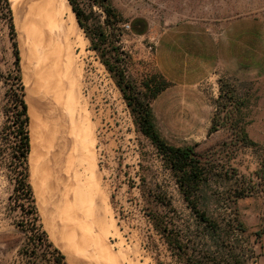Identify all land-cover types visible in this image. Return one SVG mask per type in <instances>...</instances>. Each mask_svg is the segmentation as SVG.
Here are the masks:
<instances>
[{
	"label": "rangeland",
	"instance_id": "obj_1",
	"mask_svg": "<svg viewBox=\"0 0 264 264\" xmlns=\"http://www.w3.org/2000/svg\"><path fill=\"white\" fill-rule=\"evenodd\" d=\"M73 1L88 17L90 30L95 31L104 24L106 15L94 0ZM109 2L122 18L119 34L121 33V46L126 53V68L128 75L139 88H142L144 80L156 75L151 68L153 58L148 55L149 46L152 41L156 42L168 27L177 23L194 21L202 16L216 17L220 22H231L247 17L250 18L252 47H257L264 37V0H109ZM10 9L11 14L0 0V264H53L45 246L37 248L36 259L31 255L34 246L28 245L25 233L18 226L24 221L25 215L18 208V196L15 193L16 181L11 164L15 142L11 127L13 106L11 107L6 96L10 89L18 88L14 79L17 74L15 42L21 61L22 56L21 33L15 25L11 4ZM11 18L15 33L11 31ZM127 24L131 26L130 31L123 27ZM81 31L86 43L82 62L83 93L88 103L92 133L95 135L93 152L98 166L97 180L100 181L98 183L101 190L98 208L103 223L96 227L97 236L92 241L78 232L76 224L79 222L74 212L70 211L69 216L62 220L66 225L69 240L66 237H57L54 240L45 229L40 215L41 222L50 241L66 256L67 264H70L69 256L71 264H156L153 254L147 249L148 237L152 232L144 215V202L137 188L140 176L168 188L174 206L184 217L188 218L190 211L175 186L171 172L162 167L155 149L137 133L120 91L98 55L91 49L84 31L82 29ZM229 82L234 85V82L230 80ZM210 94L214 100V91L210 90ZM216 107L217 105L212 106L214 113ZM247 108L248 106H245L241 110L245 118L241 119L240 128H245L251 123L252 110ZM172 109L173 118L186 117L182 106H172ZM246 110L250 113L247 114ZM227 113L222 112L221 117H225ZM237 118L238 114L234 112L229 126L220 129L219 134L211 137H187L175 133L164 135L163 133L169 131L168 127L162 125L159 131L169 144L197 145L196 151L200 155L215 162L218 171L211 180L213 194L224 197L229 189L236 186L237 180L245 178L248 192L258 194L256 198H260L255 199L254 204L264 207V187L257 186L263 182L258 180L257 170L253 168L258 162V155L250 154L251 146L241 143L234 146L237 130L232 126ZM245 204L244 200H240L238 208L243 220L247 222ZM249 204L247 202L246 206ZM209 210L210 213L218 212L214 203ZM52 229L58 233L57 228ZM249 229V244L255 249L254 259L250 264H264V261L260 260L264 254L261 249L264 234L257 235L261 234L264 228Z\"/></svg>",
	"mask_w": 264,
	"mask_h": 264
},
{
	"label": "trees",
	"instance_id": "obj_2",
	"mask_svg": "<svg viewBox=\"0 0 264 264\" xmlns=\"http://www.w3.org/2000/svg\"><path fill=\"white\" fill-rule=\"evenodd\" d=\"M2 1L7 12L11 14L9 0ZM68 1L78 25L91 44V49L98 55L120 91L137 133L155 149L162 167L171 172L175 186L190 211L189 217H184L174 206L168 188L140 176L137 188L144 202V215L152 232L148 237L147 249L153 254L156 264H250L254 259L255 249L249 244L250 229L238 208V202L251 194L245 187V178L237 180L236 186L229 189L224 197L213 194L211 180L218 171L215 162L200 155L196 151L197 145L169 144L156 125L152 102L170 84L156 74L144 80L142 88H139L128 75L126 53L121 46V33L119 34L122 18L109 0H94L106 15L104 24L95 31L90 30L89 19L84 12L73 0ZM10 20L11 31L15 33L12 18ZM14 48L17 71L14 79L18 88L10 89L6 96L11 107L13 106L11 127L15 142L11 164L16 181L15 193L18 196V208L25 215L24 221L18 226L25 233L28 245L34 246L31 250L34 258L37 255V248L45 246L53 264H67L65 255L50 241L42 225L31 182L30 117L17 42ZM220 83V96L216 101L217 107L210 134L228 127L233 119V113L236 112L238 118L232 126L237 130L234 146L238 143L254 146L245 128L239 126L243 118L241 110L244 105L236 98L235 88L229 81L221 80ZM225 111L228 112L227 115L221 117V113ZM257 176L263 182L257 186L264 187V160ZM212 203L217 206V213H210L209 207ZM263 234L262 229L261 234L257 235ZM43 256L46 257L45 254Z\"/></svg>",
	"mask_w": 264,
	"mask_h": 264
},
{
	"label": "bare ground",
	"instance_id": "obj_3",
	"mask_svg": "<svg viewBox=\"0 0 264 264\" xmlns=\"http://www.w3.org/2000/svg\"><path fill=\"white\" fill-rule=\"evenodd\" d=\"M9 2L21 33L31 182L44 227L54 240H69L62 220L71 211L78 232L93 241L103 221L95 135L83 93L85 39L68 0Z\"/></svg>",
	"mask_w": 264,
	"mask_h": 264
},
{
	"label": "crops",
	"instance_id": "obj_4",
	"mask_svg": "<svg viewBox=\"0 0 264 264\" xmlns=\"http://www.w3.org/2000/svg\"><path fill=\"white\" fill-rule=\"evenodd\" d=\"M262 39L257 47H252L251 24L247 17L220 22L216 17L202 16L168 27L156 41L151 64L153 73L170 84L152 102L158 129L162 125L169 131L164 135L175 133L187 137L219 134V131L210 134L215 114L212 106H216L220 96V81L230 80L234 82L238 101L252 110L251 123L245 131L254 144L250 154L258 155L253 167L257 174L264 160V37ZM210 90L214 91V100ZM176 105L182 106L186 117H172V106ZM256 195L250 194L244 199L246 224L254 230L264 228V207L254 204L255 199L260 200ZM261 249L264 252V237ZM260 260L264 261V254Z\"/></svg>",
	"mask_w": 264,
	"mask_h": 264
},
{
	"label": "built area",
	"instance_id": "obj_5",
	"mask_svg": "<svg viewBox=\"0 0 264 264\" xmlns=\"http://www.w3.org/2000/svg\"><path fill=\"white\" fill-rule=\"evenodd\" d=\"M123 27L125 28L126 31H130L131 30V26L129 24L124 25ZM155 48H156V42L155 41H152L151 45L148 48V55L151 58H153V56H154Z\"/></svg>",
	"mask_w": 264,
	"mask_h": 264
},
{
	"label": "water",
	"instance_id": "obj_6",
	"mask_svg": "<svg viewBox=\"0 0 264 264\" xmlns=\"http://www.w3.org/2000/svg\"><path fill=\"white\" fill-rule=\"evenodd\" d=\"M66 257V256H65Z\"/></svg>",
	"mask_w": 264,
	"mask_h": 264
}]
</instances>
